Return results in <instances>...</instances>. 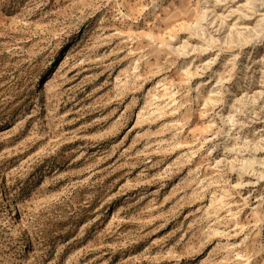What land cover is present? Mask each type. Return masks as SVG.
Masks as SVG:
<instances>
[{
	"label": "rangeland",
	"instance_id": "rangeland-1",
	"mask_svg": "<svg viewBox=\"0 0 264 264\" xmlns=\"http://www.w3.org/2000/svg\"><path fill=\"white\" fill-rule=\"evenodd\" d=\"M0 264H264V0H0Z\"/></svg>",
	"mask_w": 264,
	"mask_h": 264
},
{
	"label": "bare ground",
	"instance_id": "bare-ground-1",
	"mask_svg": "<svg viewBox=\"0 0 264 264\" xmlns=\"http://www.w3.org/2000/svg\"><path fill=\"white\" fill-rule=\"evenodd\" d=\"M27 236V235H26ZM26 239V238H25Z\"/></svg>",
	"mask_w": 264,
	"mask_h": 264
}]
</instances>
